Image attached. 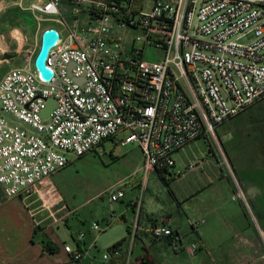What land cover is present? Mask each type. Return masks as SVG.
Instances as JSON below:
<instances>
[{
    "label": "built area",
    "instance_id": "obj_1",
    "mask_svg": "<svg viewBox=\"0 0 264 264\" xmlns=\"http://www.w3.org/2000/svg\"><path fill=\"white\" fill-rule=\"evenodd\" d=\"M60 3L34 0L25 8L62 28L45 60L51 80L44 81L30 59L0 78V190L6 199L36 196L46 208L61 200L53 175L74 159L102 155L107 143L136 145L141 181L130 206L138 212L151 173H167L179 150L215 139L225 121L264 101V0H68L62 10ZM148 46L159 60L143 59ZM49 98L55 105L43 118ZM108 196L115 202L125 193ZM231 199H244L240 188ZM143 231L183 250L169 225L143 230L137 220L126 246L104 254V263L135 264ZM62 249L75 264L83 259L79 247Z\"/></svg>",
    "mask_w": 264,
    "mask_h": 264
},
{
    "label": "crops",
    "instance_id": "obj_2",
    "mask_svg": "<svg viewBox=\"0 0 264 264\" xmlns=\"http://www.w3.org/2000/svg\"><path fill=\"white\" fill-rule=\"evenodd\" d=\"M64 5L68 6V1ZM258 108L264 109V103L258 102L244 111L241 117L225 121L217 128V142L200 139L173 155L174 168L176 159L183 167L182 171L173 173V179L184 181L178 192H172L175 213L179 215V223L184 219L189 231L180 234L176 229V218L167 212L155 217L153 202L143 197L138 212L130 205L127 209L131 210L132 215L126 217L122 211L120 218L127 236L123 238L121 247L126 246L129 230L135 221L138 220L143 230L164 222L182 237L183 253L190 255L196 249L195 257L224 245L226 253L258 254L260 256L252 262H264V147H259V137L251 146L254 136L264 134L261 123H257L259 120L253 117ZM220 142L226 146L229 158L217 149ZM237 188H240L243 200L230 198ZM138 189L139 186L134 199L138 196ZM2 197L0 193V264L72 263L70 258L69 262L66 260V254L50 239L44 226L46 222L66 221L67 215L54 216V221L41 209L36 196L13 199ZM144 238L150 240L143 231L137 241L142 243ZM45 241L55 245L58 250L55 253L46 252L43 249ZM80 242H76L79 248ZM156 243L168 245L166 241ZM88 251H82L81 261L86 258Z\"/></svg>",
    "mask_w": 264,
    "mask_h": 264
},
{
    "label": "rangeland",
    "instance_id": "obj_3",
    "mask_svg": "<svg viewBox=\"0 0 264 264\" xmlns=\"http://www.w3.org/2000/svg\"><path fill=\"white\" fill-rule=\"evenodd\" d=\"M67 1L60 0L61 10L65 8L64 4ZM29 4L28 0H0V78L9 69L23 67L26 59L34 62L42 30L55 27L56 31L62 32L61 26L49 21L50 17L35 16L26 11L25 8ZM129 33L131 36L139 34L138 31ZM160 57L161 54L154 48L146 47L143 58L145 61H157ZM261 102L264 103V101ZM245 112L234 118L241 117ZM253 115L259 120L257 123H261L264 132V109L258 108ZM216 135L217 132H215V139L208 137L203 139L214 143L212 141L219 140ZM258 135L254 136L251 146H254V142L259 137V147H264V134ZM217 147L223 156L229 158L226 146L220 142ZM68 159L73 158L68 156ZM175 162V168L169 169L167 173H161L162 178L167 180L169 185L166 186L160 174L154 171L147 178L143 197L153 202L155 217L165 212L171 214L177 220L176 229L180 234H184L183 232L189 231L190 228L184 223V219L178 222L179 215L175 213L176 204L172 197V192H178V189L184 185V181L173 179V173L177 174L183 170L180 161L176 159ZM141 165L142 154L136 145L115 146L107 143L104 154L87 153L74 159L68 166L53 175L52 183L61 200L52 201L46 205V208L41 209L47 212V215L53 214L56 218L67 215L66 221L60 219L58 223L44 224L46 233L61 251H63V244L76 249L77 237L83 234L80 248L82 251H89L86 258L79 264H109V262L104 263L103 255L108 253V249L115 242L127 236L124 222L120 217L122 211L126 217L132 215L127 207L134 199L140 184ZM115 190H123L125 196L118 202L110 203L109 191ZM0 193L3 196L1 190ZM94 225H98L99 230H95ZM93 242L94 246H92ZM156 242L160 241L144 238L142 243L140 241L135 243L133 255V259L136 258L135 264L140 257L148 258L153 264H241V262L264 264V262H252L254 258L260 256L258 254H229L225 252L224 245L194 257L195 254L189 255L183 253V250L175 252L169 245ZM65 258L68 262L70 261L67 254Z\"/></svg>",
    "mask_w": 264,
    "mask_h": 264
},
{
    "label": "water",
    "instance_id": "obj_4",
    "mask_svg": "<svg viewBox=\"0 0 264 264\" xmlns=\"http://www.w3.org/2000/svg\"><path fill=\"white\" fill-rule=\"evenodd\" d=\"M58 40V33L53 28L45 29L41 36H40V44L37 51V54L34 59V67L38 71L40 77L44 81H50L53 72L51 69L46 67L45 60L48 56V52L50 48H52ZM78 82H81V80H77ZM55 105V101L52 98L47 99L46 107L42 113V117L45 118L50 110Z\"/></svg>",
    "mask_w": 264,
    "mask_h": 264
},
{
    "label": "trees",
    "instance_id": "obj_5",
    "mask_svg": "<svg viewBox=\"0 0 264 264\" xmlns=\"http://www.w3.org/2000/svg\"><path fill=\"white\" fill-rule=\"evenodd\" d=\"M216 137L218 138V136L216 135ZM162 178V175L160 176ZM162 181L165 183L166 186L169 185V183L167 182V180H165L164 178H162ZM124 242V239L122 240H119L118 242L114 243L109 249H108V252H111L113 249L121 246ZM43 249L48 252V253H55L58 248L53 245L52 243H50L49 241H45L44 242V246H43ZM109 264H121L118 260L116 259H111L109 261ZM137 264H153L151 260H149L148 258H138V263Z\"/></svg>",
    "mask_w": 264,
    "mask_h": 264
}]
</instances>
